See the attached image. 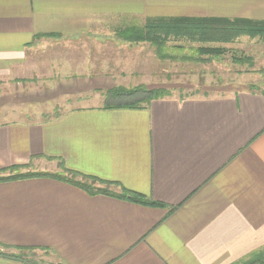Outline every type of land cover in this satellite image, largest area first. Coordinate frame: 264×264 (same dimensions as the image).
<instances>
[{
	"label": "crops",
	"instance_id": "1",
	"mask_svg": "<svg viewBox=\"0 0 264 264\" xmlns=\"http://www.w3.org/2000/svg\"><path fill=\"white\" fill-rule=\"evenodd\" d=\"M174 19L264 24V0H0V85L24 73L39 41L99 30L121 38ZM241 38L264 76V37ZM81 79L62 94L105 84ZM60 162L164 207L89 196L50 178L0 182V244L50 253L55 264H242L264 253V91L0 122V169ZM0 264L28 263L0 256Z\"/></svg>",
	"mask_w": 264,
	"mask_h": 264
},
{
	"label": "rangeland",
	"instance_id": "2",
	"mask_svg": "<svg viewBox=\"0 0 264 264\" xmlns=\"http://www.w3.org/2000/svg\"><path fill=\"white\" fill-rule=\"evenodd\" d=\"M95 33L99 36L42 40L31 47L24 73L0 85V104L7 103V107L0 108V122H39L43 116L62 114L74 107L103 106L106 88L114 87L164 88L170 92L168 99L179 100L180 94H192V99L227 96L241 90L264 91V76L246 61L252 57L246 51L250 41L241 38L244 36L229 45L184 42L161 47L132 41L128 31L121 38L109 36L107 30ZM198 48H219L222 55L200 56ZM86 76L105 84L99 86V91L62 94L70 92V84L66 83L80 84ZM35 167L30 169L60 172L53 165L46 170ZM25 255L38 264L56 263L50 253L41 250Z\"/></svg>",
	"mask_w": 264,
	"mask_h": 264
},
{
	"label": "trees",
	"instance_id": "3",
	"mask_svg": "<svg viewBox=\"0 0 264 264\" xmlns=\"http://www.w3.org/2000/svg\"><path fill=\"white\" fill-rule=\"evenodd\" d=\"M131 30L129 33H131L130 39L132 41H147L161 47L168 43H232L241 36L250 38L264 37V24L248 20H152L147 21L142 28ZM124 38L128 39L126 36ZM196 52L200 56L218 57L222 55V51L219 48H198ZM246 59V61L252 63V58L247 57ZM169 94V90L164 88L148 90L140 86L135 88L114 87L107 90L105 94L107 101L103 108L146 109L152 101L168 98L170 97ZM191 96L192 94H180V100L189 99ZM59 117L60 114L55 113L51 117L43 116V121L48 122ZM58 170L60 172H47L31 170L29 165L10 166L0 169V182L30 178H50L70 184L84 191L89 196L103 195L139 205L164 207L163 204L152 201L141 194L128 191L117 183L71 170L65 167L62 162L58 163ZM115 188L119 189L118 192L114 190ZM8 250H16L17 252L12 253L8 252ZM32 250L35 249L0 244L1 257L24 261L28 264H38L28 259L25 255V252ZM242 264H264V253H254Z\"/></svg>",
	"mask_w": 264,
	"mask_h": 264
}]
</instances>
